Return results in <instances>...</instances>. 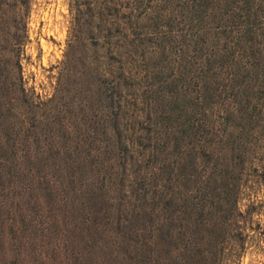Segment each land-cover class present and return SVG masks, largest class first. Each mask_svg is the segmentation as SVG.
<instances>
[{
	"label": "trees",
	"instance_id": "trees-1",
	"mask_svg": "<svg viewBox=\"0 0 264 264\" xmlns=\"http://www.w3.org/2000/svg\"><path fill=\"white\" fill-rule=\"evenodd\" d=\"M28 2L0 0L18 45ZM70 12L50 102L27 94L19 64L0 88V264L240 258L264 211V0H70ZM29 138L34 152L17 153Z\"/></svg>",
	"mask_w": 264,
	"mask_h": 264
},
{
	"label": "rangeland",
	"instance_id": "rangeland-1",
	"mask_svg": "<svg viewBox=\"0 0 264 264\" xmlns=\"http://www.w3.org/2000/svg\"><path fill=\"white\" fill-rule=\"evenodd\" d=\"M26 9L28 10L27 14L22 15L18 23V32L21 34L19 45L10 39V32H13L14 28L10 24L6 25V14L0 20V25H2L0 27V88L6 83V69L9 63L19 64L17 73L27 94L34 95V99L37 98L39 103H43L46 99L50 102L58 85L59 70L72 55L70 44L73 41L69 35L70 0H29ZM12 42L15 43V46L17 45V54L11 59ZM78 52L80 54V49L76 54ZM44 106L46 105L41 104V108L38 109L39 119L45 116ZM28 122L27 118L24 122L23 132L21 130L25 136H28L33 129L29 127ZM35 123L38 122H33V124ZM68 126L69 137L71 140H75L77 132L71 122L68 123ZM6 133L13 136L11 131H6ZM31 141V138L21 139V144L16 148V152L21 155L32 154L37 143L35 141V145H32ZM77 149L78 146L75 147V152ZM259 194L261 197L263 190H259ZM242 201L245 202V198ZM89 219L92 217L90 216ZM253 219H259L260 232L251 234L255 236V239H248L240 258H234V262L227 260L222 264H264V211L255 213Z\"/></svg>",
	"mask_w": 264,
	"mask_h": 264
}]
</instances>
